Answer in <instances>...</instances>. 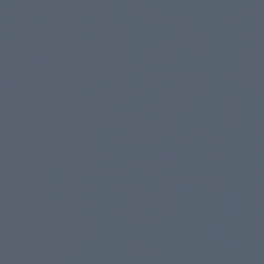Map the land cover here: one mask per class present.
I'll list each match as a JSON object with an SVG mask.
<instances>
[{
  "label": "water",
  "instance_id": "water-1",
  "mask_svg": "<svg viewBox=\"0 0 264 264\" xmlns=\"http://www.w3.org/2000/svg\"><path fill=\"white\" fill-rule=\"evenodd\" d=\"M0 264H264V0H0Z\"/></svg>",
  "mask_w": 264,
  "mask_h": 264
}]
</instances>
